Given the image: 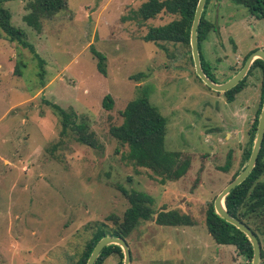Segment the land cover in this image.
<instances>
[{"label":"rangeland","instance_id":"374dc122","mask_svg":"<svg viewBox=\"0 0 264 264\" xmlns=\"http://www.w3.org/2000/svg\"><path fill=\"white\" fill-rule=\"evenodd\" d=\"M31 1L0 4L34 47L1 32L0 264H76L97 229L110 231L122 219L129 201L121 187L150 194L155 211L176 210L194 222L141 221L126 237L130 264H251L234 245L213 240L205 214L243 167L261 99V69L253 68L227 101L196 76L190 43L143 39L150 27L177 14L162 8L143 17L139 9L147 0H66L57 14L38 19V29L24 19ZM205 16L216 30L201 52L222 83L250 51L264 50V18L233 0H210ZM93 49L105 56L106 74ZM139 72L145 77L131 78ZM144 93L166 118L164 149L189 159L178 179L162 183L149 168L134 165L127 146L110 133L127 102ZM106 94L113 99L110 109L102 105ZM53 104L75 124H86L97 146L78 142L74 129L62 132ZM119 259L112 253L103 264Z\"/></svg>","mask_w":264,"mask_h":264},{"label":"trees","instance_id":"16d2710c","mask_svg":"<svg viewBox=\"0 0 264 264\" xmlns=\"http://www.w3.org/2000/svg\"><path fill=\"white\" fill-rule=\"evenodd\" d=\"M3 1L7 0H0V4ZM209 1H205L201 12L197 28V41L201 66L207 76L216 82L209 70V64L205 61L201 52L202 42L208 37L211 30H216L215 25L205 16ZM233 1L245 6L255 18H264V0ZM197 2L198 0H147L142 8L139 9L143 17H150L164 8L167 12L177 14L178 18L164 25L150 27L148 32L143 36V39L189 43L190 29ZM30 5L32 10L25 15L24 19L28 24L39 29L40 24L38 19L41 17L49 18L57 14L66 6V0H33L30 2ZM10 19V11L0 5V35L1 32H4L5 37L18 41L34 52L33 45L25 39L24 30L12 25ZM92 51L98 57L97 68L100 72L106 74L105 56L94 49ZM252 51L245 56L244 62ZM256 67H259L262 71L261 99L249 130L248 147L243 152L242 169L250 157L264 100L263 60L256 58L244 78L234 87L223 92L227 101H233L235 95L245 86L247 75ZM142 77H145L144 72L131 76L133 79H140ZM112 104L113 99L111 95L106 94L102 99V105L110 109L112 108ZM53 106L62 118V132H66L69 127L76 130L77 135L75 138L78 142L90 147L97 146L94 134L92 131H88L86 124H75L73 119L70 118V113L55 104ZM121 115L123 118L122 122L111 126L110 133L121 145L127 146L126 158L129 161L136 166L149 168L155 175L160 177L162 183L167 180L178 179L186 172L189 166V159H181L179 152L166 151L164 149L166 118L149 101L147 93L128 101L121 111ZM228 166L226 163L221 168L226 171L229 169ZM121 191L129 201V206L124 211L122 219L120 221L115 219L116 226L110 231L101 228L97 229L86 244L76 264H86L95 244L101 237L112 235L126 239L141 221L154 220L159 225L168 226H191L194 224L192 218L186 213H179L176 210L155 211L152 207L154 198L147 192L137 189L127 190L123 187H121ZM213 202L209 204L205 214V223L209 234L218 244L234 245L239 254L252 261L253 248L250 240L242 230L227 222L215 212ZM225 206L230 215L242 221L255 233L261 245V256L264 255V137L253 169L239 185L226 195ZM112 253L119 254L120 259L116 264H123V252L117 244L106 245L101 250L94 264H103L104 260Z\"/></svg>","mask_w":264,"mask_h":264},{"label":"water","instance_id":"95a60500","mask_svg":"<svg viewBox=\"0 0 264 264\" xmlns=\"http://www.w3.org/2000/svg\"><path fill=\"white\" fill-rule=\"evenodd\" d=\"M206 0H198L194 17L192 20V25L190 29V38L189 43L191 47V56L194 64V69L196 75L200 78V80L212 90L218 92H224L232 87H234L240 80L244 78L249 70L251 64L256 58H260L264 62V50L263 49H255L253 50L248 57L246 58L243 66L240 70L231 76L229 79L222 83H217L211 80L207 74L204 72L199 55V48H198V41H197V28L201 16L202 9L204 7ZM264 137V100L258 120V126L256 131V136L253 142L252 150L250 153V157L244 166V168L235 176L233 180H231L215 197L213 206L214 210L217 214H219L222 218H224L227 222L235 225L237 228L242 230L248 239L250 240L253 248V258L251 264H259V260L261 257V245L258 241L257 236L255 233L242 221L238 220L237 218L230 215L225 206V197L226 195L237 185H239L251 172L253 169L257 156L261 147V143ZM109 244H117L121 247L122 252L124 254L123 264H130L131 261V252L129 245L126 239L122 237H116L112 235H105L99 239V241L95 244L89 258L87 259L86 264H94L98 255L100 254L101 250Z\"/></svg>","mask_w":264,"mask_h":264}]
</instances>
